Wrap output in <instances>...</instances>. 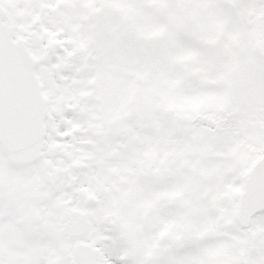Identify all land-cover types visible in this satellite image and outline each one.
<instances>
[{
    "label": "snow or ice",
    "instance_id": "snow-or-ice-1",
    "mask_svg": "<svg viewBox=\"0 0 264 264\" xmlns=\"http://www.w3.org/2000/svg\"><path fill=\"white\" fill-rule=\"evenodd\" d=\"M0 264H264V0H0Z\"/></svg>",
    "mask_w": 264,
    "mask_h": 264
}]
</instances>
